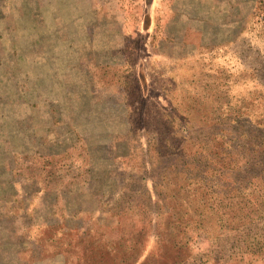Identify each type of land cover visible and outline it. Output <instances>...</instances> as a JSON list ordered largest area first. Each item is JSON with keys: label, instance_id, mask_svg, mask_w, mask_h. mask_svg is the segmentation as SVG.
<instances>
[{"label": "rangeland", "instance_id": "obj_1", "mask_svg": "<svg viewBox=\"0 0 264 264\" xmlns=\"http://www.w3.org/2000/svg\"><path fill=\"white\" fill-rule=\"evenodd\" d=\"M264 0H0V264H264Z\"/></svg>", "mask_w": 264, "mask_h": 264}, {"label": "trees", "instance_id": "obj_2", "mask_svg": "<svg viewBox=\"0 0 264 264\" xmlns=\"http://www.w3.org/2000/svg\"><path fill=\"white\" fill-rule=\"evenodd\" d=\"M253 214H255V216H256V219H258V220H256V221H262V220H264V209H262V210H259V212L258 213H253Z\"/></svg>", "mask_w": 264, "mask_h": 264}]
</instances>
